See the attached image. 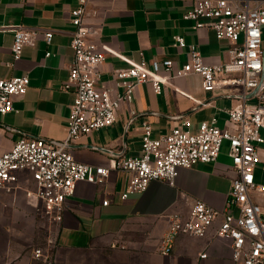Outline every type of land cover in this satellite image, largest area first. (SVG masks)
Here are the masks:
<instances>
[{"label":"crops","instance_id":"crops-1","mask_svg":"<svg viewBox=\"0 0 264 264\" xmlns=\"http://www.w3.org/2000/svg\"><path fill=\"white\" fill-rule=\"evenodd\" d=\"M195 1L89 0L85 21L96 27L95 40L106 55L97 85L110 88L113 94L121 92L114 70L142 59L149 67L154 59H173L175 71L188 59V46L180 49L173 45L175 35L196 45L207 63L228 59V40L218 39L210 28L194 29V21L184 17ZM77 5V0H0V78L30 77L27 92L15 99L14 109L0 113V155L20 138L56 142L66 138L75 93L62 85L73 60L72 10ZM15 24L53 30L51 44L39 33L14 60V33L2 27ZM172 84L175 88L164 86L157 93L150 82L138 83L133 98L122 102L112 125L80 136L68 148L80 162L111 167L122 157L141 154L144 121L151 123L155 138L170 133L186 118L192 130L213 117L220 127L229 126L227 109L243 101L242 95L229 87L205 90L198 74L175 76ZM255 100L248 95L245 102L254 104ZM228 152L226 140L216 161L180 168L175 185L153 180L143 192L131 193L126 199L121 194L128 175L112 167L104 183L76 184L66 200L63 219L57 223L47 220L41 203L27 195L35 184L28 172H22L19 188L12 193L0 191V227L8 230L4 223L8 216H41L49 225L48 238H56V258L46 263L19 252L13 261L3 257L0 264H234L231 240L214 237L216 226L203 237L180 234L170 254L161 252L170 215L187 217L197 198L217 208L226 206L236 176ZM260 156L263 160V149ZM255 174L256 180L264 183L262 162ZM203 252L207 253L204 258L200 256Z\"/></svg>","mask_w":264,"mask_h":264},{"label":"built area","instance_id":"built-area-1","mask_svg":"<svg viewBox=\"0 0 264 264\" xmlns=\"http://www.w3.org/2000/svg\"><path fill=\"white\" fill-rule=\"evenodd\" d=\"M72 10L75 27L71 42L73 60L64 90H73L66 138L61 142L45 138H20L11 150L0 155V191L14 192L19 188L22 172H28L35 189L27 195L42 205L47 220L63 219L66 200L80 181L104 183L111 168L124 170L128 181L122 199L131 193L143 192L153 180L175 185L180 168H192L199 163L216 161L224 141L229 142V155L236 176L233 178L226 206L214 207L195 199L187 217L169 216V227L162 238L161 252L170 254L180 234L206 236L214 226V237L231 240L234 264H264V183L256 180L255 169L264 150V0H196L185 18L194 21V29H213L218 39L230 43L225 61L207 63L196 45H188L181 35L174 36L177 48L188 46V59L174 71L173 59H154L149 67L145 59L114 70L115 84L121 92L97 85L105 50L95 40L97 29L85 21L89 0H77ZM252 2L254 3L253 5ZM14 33L12 54L20 58L26 45L42 33L46 43L52 42L53 30L42 31L24 24L3 26ZM51 52L47 51L46 56ZM198 74L205 90L225 86L239 92L243 101L227 109L229 126L220 127L217 118L202 121L197 130L190 120L168 134L153 137L149 121L142 123V152L138 156L122 157L113 166H96L78 161L68 148L82 135L112 125L125 100L133 98L135 87L150 82L157 93L164 86L173 87L175 76ZM28 74L0 78V113L14 109L16 98L27 92ZM255 97L247 104L246 97ZM108 204L109 200H104ZM56 238L49 236L44 247L34 249V257L46 263L55 258ZM206 257L207 253L200 254Z\"/></svg>","mask_w":264,"mask_h":264},{"label":"rangeland","instance_id":"rangeland-1","mask_svg":"<svg viewBox=\"0 0 264 264\" xmlns=\"http://www.w3.org/2000/svg\"><path fill=\"white\" fill-rule=\"evenodd\" d=\"M258 198L263 202L262 196ZM4 223L8 230L0 227V262L3 257L13 261L19 252L22 256L29 255L38 260L33 251L47 244L49 234V225L45 219L38 215L26 214L18 218L8 216Z\"/></svg>","mask_w":264,"mask_h":264}]
</instances>
